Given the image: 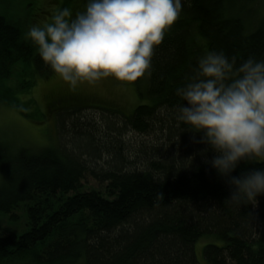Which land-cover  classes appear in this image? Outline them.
I'll list each match as a JSON object with an SVG mask.
<instances>
[{
    "label": "trees",
    "instance_id": "trees-1",
    "mask_svg": "<svg viewBox=\"0 0 264 264\" xmlns=\"http://www.w3.org/2000/svg\"><path fill=\"white\" fill-rule=\"evenodd\" d=\"M27 30L0 14V102L20 112L3 81L19 64L53 71L23 38ZM209 50L236 57L237 66L249 56L264 59V0H183L179 18L154 48L150 74L131 81L140 96L145 89L148 104L136 106L121 126L111 121L105 135L75 123L88 154H107L106 170H90L97 188L84 187L89 167L79 142L32 150L0 140V212L15 218L21 206L28 224L20 234L0 233V264H197L194 244L206 234L220 241L203 246L208 264H264V195L255 205L227 200L232 187L204 162L214 153L201 155L205 145L193 143L176 120V89ZM60 95L47 102L63 110L85 105L82 96ZM122 129L168 130L178 144L170 153L154 146L156 154L147 153L135 168ZM189 156L191 163L183 160ZM261 167L264 162L241 161L231 175Z\"/></svg>",
    "mask_w": 264,
    "mask_h": 264
},
{
    "label": "clouds",
    "instance_id": "clouds-1",
    "mask_svg": "<svg viewBox=\"0 0 264 264\" xmlns=\"http://www.w3.org/2000/svg\"><path fill=\"white\" fill-rule=\"evenodd\" d=\"M182 4L183 0H87L75 15L68 7L53 10L49 21L31 25L23 38L73 87L109 76L135 81L150 74L154 48L179 18ZM176 95L181 101L176 120L193 134V143L205 145L201 155L214 153L204 162L232 187L227 200L255 205L264 195V167L239 176L231 173L241 161L264 162V59L249 56L237 66L236 57L209 50L198 58Z\"/></svg>",
    "mask_w": 264,
    "mask_h": 264
},
{
    "label": "rangeland",
    "instance_id": "rangeland-1",
    "mask_svg": "<svg viewBox=\"0 0 264 264\" xmlns=\"http://www.w3.org/2000/svg\"><path fill=\"white\" fill-rule=\"evenodd\" d=\"M86 2L87 0H0V14L6 13L8 16L18 18L28 29L35 23L43 24L49 21L53 10L57 8L68 7L75 15L76 12L84 10ZM16 69L2 85L10 88V94L17 99L22 112L0 102V140L6 141L15 148L24 146L32 150L55 146L57 141L62 149L63 147L72 149L74 143L79 142L83 144L80 149L83 152L80 155L89 167L83 179L84 187L97 188L100 182L92 176L90 170H106L107 154L101 152V159H97L91 153L88 154L86 150L88 145L84 143L86 137L80 136L82 133L75 132L78 128L75 123L79 122L81 125L88 123L96 137L97 130H101L104 135L108 134L110 131L108 125L111 121L121 126L123 117L129 116L136 106L148 104L149 98L145 89L140 96L131 81L118 80L113 76L101 78L93 83L80 82L73 87L54 71H37L32 62L28 67L19 64ZM27 81L32 83L29 85ZM60 92L82 96L85 105L74 106L67 110L57 109V105L49 104L47 98L50 93ZM120 135L135 168L142 167L140 160L145 161L147 153L155 155L157 150L165 149L170 153L178 144L177 137L169 140L171 137L168 130L163 133L146 134L122 129ZM154 146L156 151L153 152ZM13 213L15 218H11L9 213L0 212V233L12 231L20 234L28 229L26 213L22 207L16 208ZM208 243H220V241L210 234L199 237L194 244L197 264H208L203 255V246Z\"/></svg>",
    "mask_w": 264,
    "mask_h": 264
},
{
    "label": "flooded vegetation",
    "instance_id": "flooded-vegetation-1",
    "mask_svg": "<svg viewBox=\"0 0 264 264\" xmlns=\"http://www.w3.org/2000/svg\"><path fill=\"white\" fill-rule=\"evenodd\" d=\"M60 94H63V95H70V93H64V92H60V93H58V94H55V93H50V94H48V97L49 98H47V100L49 101V100H51V99H54V98H57V97H61L62 95H60ZM63 98V97H62ZM57 100H59V99H57ZM57 103H60V101H57Z\"/></svg>",
    "mask_w": 264,
    "mask_h": 264
}]
</instances>
